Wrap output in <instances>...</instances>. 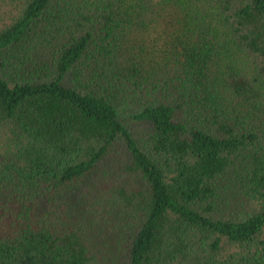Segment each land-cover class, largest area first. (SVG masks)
I'll list each match as a JSON object with an SVG mask.
<instances>
[{
  "label": "trees",
  "instance_id": "obj_1",
  "mask_svg": "<svg viewBox=\"0 0 264 264\" xmlns=\"http://www.w3.org/2000/svg\"><path fill=\"white\" fill-rule=\"evenodd\" d=\"M113 242L264 264V0H0V264Z\"/></svg>",
  "mask_w": 264,
  "mask_h": 264
},
{
  "label": "rangeland",
  "instance_id": "obj_2",
  "mask_svg": "<svg viewBox=\"0 0 264 264\" xmlns=\"http://www.w3.org/2000/svg\"><path fill=\"white\" fill-rule=\"evenodd\" d=\"M132 107H126L124 110H122V113L124 115H130L132 111ZM126 124L130 128L131 132L133 133L134 137H139L141 136L142 132L147 128V125L145 123H138V122H133V121H127ZM89 205L88 203H81V202H76L75 207L78 208V214L82 216V213H86L85 207ZM99 226L95 229V226L91 227V233L93 234L94 237H97V240L100 242H107L109 240V236L113 239V235H108L109 232H107L106 229L109 227H112L114 225V222L109 220V223L107 224V228H105L103 225L104 223H99ZM110 231V230H108ZM103 254L104 256L110 255L111 260H113L114 255H116L115 262L113 264H119L122 262L121 259V251L120 248L113 242L112 247H105L104 245L102 246Z\"/></svg>",
  "mask_w": 264,
  "mask_h": 264
}]
</instances>
